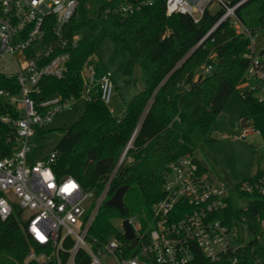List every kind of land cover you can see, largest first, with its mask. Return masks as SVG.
I'll use <instances>...</instances> for the list:
<instances>
[{"label":"trees","instance_id":"16d2710c","mask_svg":"<svg viewBox=\"0 0 264 264\" xmlns=\"http://www.w3.org/2000/svg\"><path fill=\"white\" fill-rule=\"evenodd\" d=\"M132 1L81 0L66 33L69 38L82 29L87 33L70 50L68 74L62 80L45 79L36 96L37 100L56 96L79 99L84 91L81 73L85 67L92 65L96 77L104 71L94 55L105 39L113 44L111 58L128 55L127 75L135 68L141 73L143 90L129 100L120 117H114L99 96L93 95L78 119L63 129L52 150V171L57 178L70 176L95 197L110 179L105 199L88 229V234L101 242L110 236L123 239L113 221L129 215L138 218L144 242L148 241L151 209L163 198L167 166L193 155L196 135L205 136L214 128L228 98L242 84L249 62L248 39L227 20L199 44L223 10H207L197 23L184 14L166 16L164 0L129 16L112 12L117 4ZM238 2L235 14L251 35L264 30V0H231L230 5ZM106 9L109 12L105 13ZM211 54L214 57L210 59ZM205 63L212 64V71L205 77L196 75ZM0 89L17 93L18 85L14 78L0 73ZM241 98L247 125L264 141V105L250 92H242ZM0 116L18 118L14 108L2 100ZM45 132L37 129L35 136ZM14 143V127L0 121V159L11 154ZM263 172L256 169L245 181L253 185ZM240 184L230 190L238 191ZM122 186L127 189L120 213L105 202ZM238 195L248 200L246 209L234 208L228 196L226 208L216 218L227 227L245 225L247 242L238 250L234 264H264V193L255 188L238 191ZM24 227L17 212L0 221V264H23L32 244ZM127 246L128 255H133L131 243ZM187 264L229 263L210 262L197 251Z\"/></svg>","mask_w":264,"mask_h":264},{"label":"built area","instance_id":"2783aa9c","mask_svg":"<svg viewBox=\"0 0 264 264\" xmlns=\"http://www.w3.org/2000/svg\"><path fill=\"white\" fill-rule=\"evenodd\" d=\"M80 1L0 0V73L7 79L14 78L18 85L17 93L0 89V100L18 114L13 120L0 116L1 122H10L14 127L15 141L11 154L0 159V221L16 212L19 214L32 242L23 264H187L197 251L213 263H236L238 250L247 242L245 225L227 227L216 218L226 208L231 190L214 182L194 155L187 154L167 166L163 198L151 209L152 225H149L146 243L135 215L120 219L121 229L123 221L131 226L132 241L125 239L123 229V239L113 237L104 242L88 234L110 179L95 197L72 177L55 176L54 151L43 159L27 161L34 148L35 131L45 128L54 116L75 101L61 96L37 100L36 96L45 79L62 80L68 74L70 50L76 47L78 39L67 36L66 26L77 16ZM155 1L120 3L112 12L133 15ZM230 2L164 0V11L166 16L187 15L197 23L216 3L223 12L199 44L221 22L229 21L249 41L243 92L252 93L264 105V45L254 49L253 36L235 14L241 2L233 5ZM211 71L212 64L205 63L197 75L205 77ZM81 78L84 91L80 98L84 102L98 95L105 105L109 103L113 85L108 71L96 77L93 66L87 65ZM250 131L245 127L241 136ZM255 188L264 193V172L253 185L242 182L238 191L251 192ZM238 191L233 192L238 194ZM240 229L244 233L243 241ZM127 242L134 250L131 256Z\"/></svg>","mask_w":264,"mask_h":264},{"label":"rangeland","instance_id":"374dc122","mask_svg":"<svg viewBox=\"0 0 264 264\" xmlns=\"http://www.w3.org/2000/svg\"><path fill=\"white\" fill-rule=\"evenodd\" d=\"M228 1V0H227ZM219 6L214 3L209 11L216 12ZM87 31L82 29L74 34L76 39L83 38ZM254 49L259 50L264 45V30L259 29L253 36ZM113 44L105 39L97 48L94 59L110 73L113 90L110 101L106 107L114 117H120L125 105L137 93L143 90L144 84L141 73L135 68L130 75L125 72L128 55L111 58ZM214 56L211 54L210 58ZM201 67V66H200ZM196 70L195 74L199 71ZM244 85H239L228 98L221 117L215 122L214 128L205 136L197 134L194 157L205 168L211 179L229 188L249 179L256 169L264 170V141L261 136L250 131L242 137L243 127L241 121L245 115V107L241 93ZM84 99L79 98L70 104V107L53 117L42 131L43 135L34 136V148L27 161L40 160L49 155L62 137L63 129L72 124L82 114ZM247 123V121H246ZM248 124V123H247ZM247 128L250 127L247 125ZM234 208L244 210L248 200L239 197L231 191ZM118 231H122L120 219L113 221ZM149 225H152L149 223ZM150 227V226H149ZM110 236L109 239H112ZM240 239L243 241L244 233L240 229Z\"/></svg>","mask_w":264,"mask_h":264},{"label":"water","instance_id":"95a60500","mask_svg":"<svg viewBox=\"0 0 264 264\" xmlns=\"http://www.w3.org/2000/svg\"><path fill=\"white\" fill-rule=\"evenodd\" d=\"M241 126H242L243 128L247 127L246 118H243V119H242V121H241ZM133 135H134V133H133ZM133 135H132V137H133ZM131 139H132V138H131ZM131 139H130L129 143L131 142ZM129 143H128V145H127L125 151L123 152L120 161H121L122 158L124 157L125 152H126V150L128 149V147H129ZM126 189H127L126 186H122V187L118 188V189L115 191V193L113 194V196H112L109 200H107V201L105 202V205H106V206L114 207V208H116L120 213H122V197H123V195H124ZM122 229H123V231H124V237H125V239H127L128 241H132V240L134 239V233H133V230H132L131 226H130L126 221H123V222H122ZM133 244H134V242H133Z\"/></svg>","mask_w":264,"mask_h":264}]
</instances>
